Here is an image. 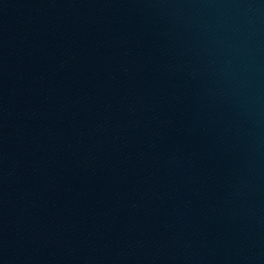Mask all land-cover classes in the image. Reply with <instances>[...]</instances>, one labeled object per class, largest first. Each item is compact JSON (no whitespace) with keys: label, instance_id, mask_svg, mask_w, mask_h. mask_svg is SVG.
<instances>
[{"label":"water","instance_id":"water-1","mask_svg":"<svg viewBox=\"0 0 264 264\" xmlns=\"http://www.w3.org/2000/svg\"><path fill=\"white\" fill-rule=\"evenodd\" d=\"M0 264H264V0H0Z\"/></svg>","mask_w":264,"mask_h":264}]
</instances>
